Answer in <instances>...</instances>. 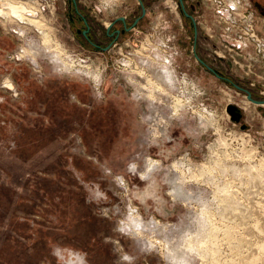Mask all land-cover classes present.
<instances>
[{"label":"rangeland","instance_id":"obj_1","mask_svg":"<svg viewBox=\"0 0 264 264\" xmlns=\"http://www.w3.org/2000/svg\"><path fill=\"white\" fill-rule=\"evenodd\" d=\"M16 1L43 27L0 16V264H264V106L197 64L180 15L103 53L68 0ZM77 1L105 22L123 4ZM200 2L199 54L264 91L247 1Z\"/></svg>","mask_w":264,"mask_h":264},{"label":"flooded vegetation","instance_id":"obj_2","mask_svg":"<svg viewBox=\"0 0 264 264\" xmlns=\"http://www.w3.org/2000/svg\"><path fill=\"white\" fill-rule=\"evenodd\" d=\"M3 6L5 8H9L13 6V9L20 13L24 14L27 17L36 16L37 10H32L28 6H26L25 2L18 1L17 3H13V5L5 0H1ZM251 9V16L253 22V30L256 33L257 39H264V32L261 27V24L264 23V0H245ZM22 2V4L20 3ZM24 3V4H23ZM200 0H123V4H118L116 2L113 3V6L108 9L110 20L109 22H105L103 20L104 12L100 11V15L98 13H94V19L90 18L89 10L85 7H80L74 4L72 0H68V19L70 22V26L76 27V34L81 41H86L88 44L92 46L98 52H110L117 51L123 54L124 47L123 45L130 46L129 41L135 42L133 34L135 31L145 28L148 24V15L149 11L158 7L160 9H169L176 11L180 17L182 18L183 26L186 27L188 32H192L193 37L189 36V39L193 40L192 44V52L193 56L197 60V64L207 70L209 73L216 76L219 80L227 82L234 87V84L239 85L232 79L225 70L215 66L216 63L206 58L209 56L208 52L206 55L199 54L200 46L198 41V34H195V26L197 27V20L195 17V13L197 9L200 7ZM9 5V6H8ZM4 8V9H5ZM34 17V18H36ZM194 19V20H193ZM19 19H17L18 21ZM178 41V38L175 36V42ZM135 45H137L135 43ZM179 51L177 52V56L175 57V63L178 73H185V71H190L189 68L186 67V63H184V51L187 50V47L183 44H179ZM201 51V50H200ZM160 66V65H159ZM207 66L211 67L213 71H211ZM187 73V72H186ZM185 73V74H186ZM241 86V85H239ZM6 87L13 88V85L9 82ZM245 89V86H241ZM235 88V87H234ZM252 96L258 100H264V91H259V87L256 84H253L252 90L248 89ZM240 91V90H239ZM245 94L244 91H240ZM255 104V103H254ZM238 107V110L235 112L236 116L240 114V123L241 126L244 124V112L241 107L237 104H234ZM258 106H264L263 104H256Z\"/></svg>","mask_w":264,"mask_h":264},{"label":"bare ground","instance_id":"obj_3","mask_svg":"<svg viewBox=\"0 0 264 264\" xmlns=\"http://www.w3.org/2000/svg\"><path fill=\"white\" fill-rule=\"evenodd\" d=\"M5 1H8L10 2L12 5L13 3H17L18 1L16 0H5ZM9 6V5H8ZM26 6H28L30 9L34 10V8L32 6H30V4H26ZM0 16L1 17H8V18H11L12 20H16L17 19H21L23 20L25 23L27 24H30L31 26H34V27H37V28H42L43 27V21L39 18H32V17H27L25 16L24 14H20L18 12H16L14 9H13V6L9 7V8H5V9H0ZM23 22V23H24ZM10 23V21H9ZM61 51V50H60ZM180 107V106H179ZM193 239V238H192ZM191 239V240H192ZM190 242V241H189ZM194 242V240H193ZM193 244V243H192Z\"/></svg>","mask_w":264,"mask_h":264},{"label":"water","instance_id":"obj_4","mask_svg":"<svg viewBox=\"0 0 264 264\" xmlns=\"http://www.w3.org/2000/svg\"><path fill=\"white\" fill-rule=\"evenodd\" d=\"M73 2H74V4L75 5H77V0H72ZM194 20V19H193ZM195 34H196V36H197V34H198V30H197V27L195 26ZM211 71H213V69L211 68V67H209V66H207ZM234 87L237 89V90H240V91H244L245 92V96H246V98L249 100V101H251V102H253V103H255V104H263L264 103V100H258V99H256V98H254L253 96H252V94H251V92L248 90V89H245V88H243V87H241V86H239V85H237V84H234ZM238 110V107L236 106V105H234V104H229L228 106H227V111L229 112V114L231 115V118H232V120H234V121H237V122H240V114H239V116H236L235 115V112ZM241 128L243 129V130H245V129H247V124H243L242 126H241Z\"/></svg>","mask_w":264,"mask_h":264},{"label":"built area","instance_id":"obj_5","mask_svg":"<svg viewBox=\"0 0 264 264\" xmlns=\"http://www.w3.org/2000/svg\"><path fill=\"white\" fill-rule=\"evenodd\" d=\"M232 8H234V9L237 8V10H238L239 9V6L238 5H236V6L235 5H232ZM244 16H246V15H244ZM247 26L249 27L248 28V34L250 35V38L252 39V41L259 43L260 40L257 39L256 33L253 30V22L251 21L250 23H248Z\"/></svg>","mask_w":264,"mask_h":264}]
</instances>
